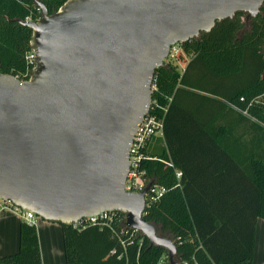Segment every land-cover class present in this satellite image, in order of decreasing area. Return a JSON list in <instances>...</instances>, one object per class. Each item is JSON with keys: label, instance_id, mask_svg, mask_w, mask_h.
Instances as JSON below:
<instances>
[{"label": "water", "instance_id": "1", "mask_svg": "<svg viewBox=\"0 0 264 264\" xmlns=\"http://www.w3.org/2000/svg\"><path fill=\"white\" fill-rule=\"evenodd\" d=\"M33 1L41 18L19 21L33 31L32 75L0 73V200L60 225L122 212L178 264L144 219L152 184L125 191L130 145L171 47L256 18L264 0H67L53 15Z\"/></svg>", "mask_w": 264, "mask_h": 264}, {"label": "trees", "instance_id": "2", "mask_svg": "<svg viewBox=\"0 0 264 264\" xmlns=\"http://www.w3.org/2000/svg\"><path fill=\"white\" fill-rule=\"evenodd\" d=\"M38 1L53 15L67 0ZM40 18L33 0H0V73L30 78L33 31L19 21ZM182 48L190 57L183 70L165 62L155 72L152 98L166 111L165 137L151 148L157 160L143 168L167 192L148 202L144 219L174 242L178 264H253L257 220L264 219V5L256 18L239 12ZM205 164L228 174L216 181L224 189L192 185L191 174ZM125 217L82 229L61 225L66 264H170L168 251L151 247ZM0 264H43L35 225L21 223L18 251Z\"/></svg>", "mask_w": 264, "mask_h": 264}, {"label": "built area", "instance_id": "3", "mask_svg": "<svg viewBox=\"0 0 264 264\" xmlns=\"http://www.w3.org/2000/svg\"><path fill=\"white\" fill-rule=\"evenodd\" d=\"M183 54L184 51L182 48V44H176L171 47L169 57L165 60V62L175 63V61L179 60L180 55ZM35 59H36L35 53L33 51H30L27 55V60L29 64L33 66V68L35 67ZM155 90H156V83L154 77V81L152 84L153 94L155 93ZM242 101H244L243 98ZM165 114L166 111L164 112L163 115L159 113L158 102L157 100H153L152 98L150 110L148 114L143 118L142 122L138 125L137 131L133 136V141L130 145V150H129V171L125 182V191L128 193L138 194L143 192L148 187V185L152 184L150 191L148 192L146 197L147 205L148 202H156L160 200L167 192V188L165 186L155 184L151 180L147 169L143 168L144 162L157 160V158L152 156L150 151L152 146L155 145L158 140H163L165 137V133H164ZM245 114H247V112H245ZM181 177H182V172L178 171L177 178L180 179ZM2 213H12L20 217L24 222H27L28 224L35 226L38 219V217L31 211L17 207L14 203L7 200H0V214ZM118 213H119L118 211L103 212L97 216L83 218L79 220L77 223H73L72 226L74 229H82L89 225H96V224L108 225L111 224L116 218H118ZM125 222H126V217H125ZM126 227L129 229H133L128 227L127 223H126ZM135 231L138 232L137 230Z\"/></svg>", "mask_w": 264, "mask_h": 264}, {"label": "crops", "instance_id": "4", "mask_svg": "<svg viewBox=\"0 0 264 264\" xmlns=\"http://www.w3.org/2000/svg\"><path fill=\"white\" fill-rule=\"evenodd\" d=\"M260 135L262 133H259ZM264 135V133H263ZM251 156V152L244 153ZM264 155V151H261ZM181 172V171H180ZM227 181L228 174L223 177V168L216 170L214 167L204 165L191 174L192 185L197 190L224 189V183L217 185L218 175ZM226 184V183H225ZM23 220L12 214H0V257L15 254L20 244V225ZM36 228L39 237L41 258L43 264H66L63 231L58 223L37 219ZM253 264H264V219L258 218L256 226L255 253Z\"/></svg>", "mask_w": 264, "mask_h": 264}, {"label": "rangeland", "instance_id": "5", "mask_svg": "<svg viewBox=\"0 0 264 264\" xmlns=\"http://www.w3.org/2000/svg\"><path fill=\"white\" fill-rule=\"evenodd\" d=\"M243 19H245V18H243ZM189 60H190V57L188 55H186V54H183L182 57H181V59L175 61V63H177V65L179 66V68L181 70H183Z\"/></svg>", "mask_w": 264, "mask_h": 264}]
</instances>
